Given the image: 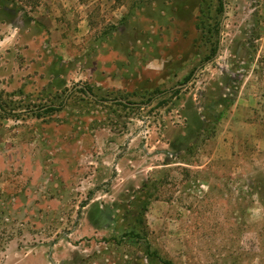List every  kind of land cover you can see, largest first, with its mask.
I'll return each instance as SVG.
<instances>
[{
    "label": "rangeland",
    "instance_id": "1",
    "mask_svg": "<svg viewBox=\"0 0 264 264\" xmlns=\"http://www.w3.org/2000/svg\"><path fill=\"white\" fill-rule=\"evenodd\" d=\"M220 2L0 0V264H264V0Z\"/></svg>",
    "mask_w": 264,
    "mask_h": 264
},
{
    "label": "trees",
    "instance_id": "2",
    "mask_svg": "<svg viewBox=\"0 0 264 264\" xmlns=\"http://www.w3.org/2000/svg\"><path fill=\"white\" fill-rule=\"evenodd\" d=\"M222 9H223V4H222V2H220L219 11L221 12ZM217 38H218V34H217ZM217 43H218V40H216V45H217ZM215 53H216V48H214L212 50L211 55L205 59V62L206 63H210L212 61ZM192 75H193V72L186 78V81H189L191 79ZM75 89H76L75 92H78V93L82 94L86 98L92 99L94 101V103H96V104L110 103V104H114V105H118V106H123L125 108H128V107H133L134 108V107H137V106L139 107L140 106L139 104L130 103V102H123V101H118V100L98 99L94 95V93L92 92V89L90 87H86V88L76 87ZM177 92H178L177 90L174 91V93H177ZM160 94H163V93L161 92ZM151 101H152V99H149L147 101V103L144 104V105H148V103H150ZM60 107H61V105L60 106L50 105V106H46V107L42 108L40 111L42 113H51V112L58 111L60 109ZM0 112L4 114V110H3L2 106H1V104H0ZM160 262L164 263V264H168L166 262H162V261H160Z\"/></svg>",
    "mask_w": 264,
    "mask_h": 264
},
{
    "label": "water",
    "instance_id": "3",
    "mask_svg": "<svg viewBox=\"0 0 264 264\" xmlns=\"http://www.w3.org/2000/svg\"><path fill=\"white\" fill-rule=\"evenodd\" d=\"M223 4H225V0H223ZM224 17H225V13H224V16H223V18H222V20H221L220 27H222V25H223V20H224ZM180 87H183V86H180Z\"/></svg>",
    "mask_w": 264,
    "mask_h": 264
}]
</instances>
